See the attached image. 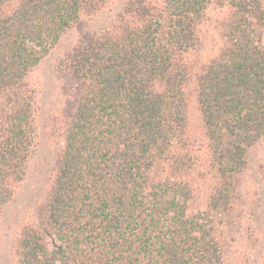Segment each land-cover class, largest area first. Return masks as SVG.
I'll use <instances>...</instances> for the list:
<instances>
[{"label":"trees","instance_id":"16d2710c","mask_svg":"<svg viewBox=\"0 0 264 264\" xmlns=\"http://www.w3.org/2000/svg\"><path fill=\"white\" fill-rule=\"evenodd\" d=\"M109 2L0 0V215L37 150L26 77ZM66 65L63 146L12 264H231L230 240L257 232L243 174L264 138V0H125Z\"/></svg>","mask_w":264,"mask_h":264},{"label":"rangeland","instance_id":"374dc122","mask_svg":"<svg viewBox=\"0 0 264 264\" xmlns=\"http://www.w3.org/2000/svg\"><path fill=\"white\" fill-rule=\"evenodd\" d=\"M125 0H111L96 13H83L79 23L63 35L58 45L32 69L25 84L36 91V117L38 121L37 150L30 164L26 180L15 197L0 215V264H12L13 239L24 217L45 206L49 180L55 170L57 156L63 146L59 126L64 114L73 103V76L66 65V57L75 46L79 35L85 30H99L116 17ZM218 9L213 6L210 14ZM206 54L217 51L216 36L211 26L204 27ZM249 167L243 174V190L249 192L255 202L254 228L256 238L243 231L230 240L227 250L232 254L231 264H262L264 258V185L260 165L264 162V138L248 154ZM198 205L195 204L194 208ZM229 253V251H228Z\"/></svg>","mask_w":264,"mask_h":264}]
</instances>
